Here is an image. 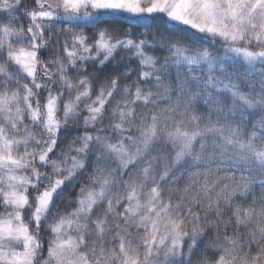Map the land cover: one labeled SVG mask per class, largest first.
Here are the masks:
<instances>
[{"label":"clouds","instance_id":"1","mask_svg":"<svg viewBox=\"0 0 264 264\" xmlns=\"http://www.w3.org/2000/svg\"><path fill=\"white\" fill-rule=\"evenodd\" d=\"M254 4L255 0H240L237 5L233 0V7L238 11L236 16H232L227 0H219L222 12L214 27L229 33L228 36L221 32L198 31L171 20L155 25L145 21L139 33L159 45L151 52L159 61L157 67L164 64L172 45H180L191 52L207 51L208 59L190 66L191 71L187 65H166L167 81L175 85L183 84V91L174 87L175 94L162 100L155 96L157 90L153 88L155 102L139 107L129 103L123 119L119 111L122 104H117L115 100L109 103L99 118L93 119L88 114L85 104L91 103L94 97L76 99L81 92L79 76L84 73L69 72V61L59 50L53 57H41V74L44 73L43 63L46 60L51 59L54 63L47 73L53 79L45 81L46 94L42 95L41 89L33 86L31 77L8 59L10 50L27 46L22 30L17 27L0 35V70H3L0 73V96L11 100L0 105V129L8 138L22 142L14 147V153L21 156L27 166L18 170V174L31 176V169L40 162L33 159L32 163H28L29 157L44 148L43 141L57 138L60 147H56L52 160L71 168L70 157L76 155L83 165L79 169L80 174L69 181L73 187L77 183L80 185L74 199L64 192L48 212L41 213L42 222L34 224L31 217L24 221L30 226L33 245L39 244L35 264H56L49 258L47 248L56 239L51 226L61 218L73 220L71 227L65 226L60 234L62 239L71 237L75 245L74 249L65 250V264L70 261L81 264L83 253L87 254L88 264H124L118 247V233L125 237L127 247L139 253L141 264H144L143 241L151 234V220H142L141 217L156 215L148 211V205L153 202V187L159 190V197L154 201L157 209L171 201L169 211L174 218L184 219V228L190 237L193 225H199L196 239L200 245L195 248V254L178 256L175 264H213L220 255L225 257V264H264V166L254 155L256 151L264 152V127H261L264 124V56L250 61L243 51H236L264 52V6L253 11ZM208 24L213 26L211 21ZM3 26L0 22V27ZM121 53L119 59L116 57L113 60L114 66L138 67L137 63L134 66L131 64V61H136L132 53ZM61 61L63 72L58 67ZM97 65L95 69H90V73L99 74L97 70L102 65ZM104 78L105 75H100L101 81ZM209 78L213 80V85H234L251 101V106L215 86L205 87ZM129 83L128 80L122 82L118 99ZM69 84L71 87H68ZM25 85L33 86V101L44 99L49 91L55 96L59 89L57 112L60 127L78 132L72 136L57 137L54 130L50 135L45 128L42 105L40 119H33L24 100ZM217 100L222 110H217ZM62 103L69 105L67 111ZM153 115L157 116L154 134L149 131L154 123ZM117 123L122 127L117 129ZM177 128L202 130L192 153H186L181 160L176 157L182 150V143L179 138L169 135ZM85 133L91 134L93 140H84ZM80 142L87 144L88 150L72 151ZM194 155L200 158L195 159ZM46 167L40 168L41 174ZM145 169H148L147 174ZM101 176L107 180V188L103 199L97 196L96 215L85 211L75 216L77 200L82 196L81 188L95 191L100 187L98 181ZM132 189L135 190V197L128 199ZM108 199L114 201L111 209L105 205ZM117 200L118 204L115 203ZM65 201L68 204L62 207ZM121 205L131 207L134 212L139 205V211L126 213ZM8 211L0 201V216H6ZM197 213L199 220L195 219ZM97 221L102 222V232L95 227ZM160 230L164 231L163 223ZM81 236L85 239L81 240ZM4 244L9 246L8 241ZM12 246L23 248L22 242H13ZM157 251L153 250V260ZM204 257L207 259H202Z\"/></svg>","mask_w":264,"mask_h":264},{"label":"snow or ice","instance_id":"2","mask_svg":"<svg viewBox=\"0 0 264 264\" xmlns=\"http://www.w3.org/2000/svg\"><path fill=\"white\" fill-rule=\"evenodd\" d=\"M229 12L232 16L237 15L238 8L233 7V0H227ZM238 5L240 0H235ZM264 6V0H255L253 11ZM222 10L219 8V0H0V35L10 32L14 28L22 30L21 35L27 38V46H21L8 52L9 61L15 63L33 80V86L45 90V81H51L53 77L47 73L53 68L54 63L51 59L43 63L44 73H40L41 57L47 52L49 57H53L57 50L69 61V72L84 73L79 76L81 92L77 94L79 101L82 96L87 98L94 97L91 103L85 104L86 111L93 119H97L108 108L109 103L115 102L122 104L119 111L121 119L124 116L125 107L129 103L136 107L155 102V96L162 100L167 99L170 94H175L173 88L183 91V84L175 85L166 79V65H187L191 71L192 65H197L208 59L207 51L191 52L180 46L172 45L169 47V56L164 58V64L157 67L159 61L151 54L152 50L159 47L156 41L145 37L139 33V28L145 21L155 25L157 23L166 24L168 20L190 26L198 31L221 32L215 28L218 15ZM27 18L26 25L19 24L22 18ZM201 21V22H198ZM212 22L213 26L208 24ZM147 27V25H145ZM222 35H230L221 32ZM234 35V34H233ZM10 39V37H9ZM162 50V49H161ZM121 51L130 52L136 57L135 63L138 67L133 69L128 65L116 64L110 74L105 75L103 81L100 79L101 73L113 62L117 54ZM243 51L250 61L257 56H264V52L254 53L248 49L236 50ZM123 59V57H121ZM102 65L97 70L99 74L90 73L95 69V65ZM61 72L64 70L63 61L58 65ZM211 67V62H209ZM3 70H0L2 73ZM135 76V80L131 75ZM39 77V78H38ZM60 79H64L61 75ZM124 80L130 83L123 88V96L119 99L121 85ZM99 82V86H97ZM33 86L25 85L24 100L29 108L34 120L40 119V106L45 110L44 124L48 133L51 135L55 130L57 137L64 131L60 127L58 119L57 102L60 99V91L57 95L48 92L44 99L33 101ZM215 86L221 91L229 92L233 97H238L242 102L251 106V101L240 93L234 85L216 83L209 78L205 87ZM55 88V84L52 85ZM71 87V84L68 85ZM155 88L154 96L152 89ZM210 95V94H209ZM10 98L0 96V105L10 103ZM217 110H222L219 101H215ZM65 111L69 109L67 103L61 105ZM131 112V109H129ZM154 123L150 128V133L156 130L155 121L157 116L152 117ZM198 119V117H193ZM117 129L122 124H115ZM264 127V124H261ZM232 131V130H230ZM170 137L179 138L182 143V150L177 153V160L183 159L186 153H192L193 145L197 137L202 135V130L177 128ZM233 135L235 133L233 132ZM147 136V134H146ZM97 140L99 137L96 138ZM84 140L92 141L93 137L85 133ZM147 142V140H146ZM22 143L20 140H13L4 135V130L0 129V201L3 202L7 212L6 216H0V264H35L37 243L33 245L34 237L31 235L30 226L24 221L31 217L34 224L41 221V213L48 212L52 205L63 195L69 181L79 175V169L83 166L76 155L70 157L71 168H65L60 161L52 160L55 149L60 140H45L44 148L33 153L29 157L28 163L33 159L39 160V165L31 169V176H21L18 170L25 168V160L14 153V147ZM27 144L28 141H23ZM112 150L114 146L109 145ZM203 147V145H201ZM241 147H244L241 144ZM252 148L251 142L248 144ZM88 145L80 142L74 152H86ZM27 155V153H26ZM256 159L264 166V152L256 151ZM199 159V155H194ZM46 167L44 174L40 168ZM72 169H76L75 172ZM146 174L148 169H145ZM46 181V183H45ZM100 187L95 191L81 188L82 196L77 200L75 216L82 212L96 215L97 196L101 199L105 196L107 180L101 176L98 181ZM23 186V187H20ZM226 187V186H225ZM152 203L148 205L149 212H155V217L143 216L142 220H151L149 226L150 236L143 241L144 264H175V258L180 256H191L195 254V248L199 247L200 241L196 239L199 234V225L194 224L192 235L185 231L184 219H176L169 211L171 201L157 209L155 200L159 197V190L152 188ZM135 197V190L128 193V199ZM114 201L108 199L105 202L106 208L111 209ZM119 203V201H115ZM32 205V207H29ZM179 206V205H177ZM124 212L133 214L138 213L139 205L133 209L126 205H121ZM15 209V211H11ZM119 213V209H117ZM239 211V210H237ZM189 214L191 209H188ZM195 219L199 220V214H195ZM72 219H59L51 226V231L56 234V239L50 242L47 248L50 259L55 260L56 264H65V250L74 249L73 239H62L60 234L65 226L71 227ZM163 223L164 231L161 232L160 224ZM86 227V225H85ZM97 231H103L102 222L95 223ZM119 239V252L123 257L124 264H141L139 253L127 247L125 237L117 234ZM81 240L85 238L80 237ZM8 241L9 246L5 247L4 242ZM13 242H22V250L13 247ZM158 250L156 259L153 260V250ZM81 264H88L87 254L83 253ZM202 259H207L206 257ZM68 264H76L70 261ZM213 264H225L223 255L217 256Z\"/></svg>","mask_w":264,"mask_h":264},{"label":"trees","instance_id":"3","mask_svg":"<svg viewBox=\"0 0 264 264\" xmlns=\"http://www.w3.org/2000/svg\"><path fill=\"white\" fill-rule=\"evenodd\" d=\"M17 23H18V25L19 24L26 25L28 23V20L25 17V18L20 19ZM44 55H47V52H45ZM121 55H122L121 52L118 53L117 54V59H119ZM131 64L134 66L135 65V61L134 60L131 61ZM89 67L91 69L93 66L90 65ZM95 67H98V65H95ZM113 68H114V64L112 62L111 64H109L107 66V68L105 69V71L103 73H101V76L103 77L107 73L111 72L113 70ZM131 78H135V76L134 75H131ZM41 94L42 95H45L46 93L43 90H41ZM77 132H78V130H76V129H73V130H64V131L61 132L60 135L62 137L65 136V135L72 136V135L76 134ZM59 147H60V143L57 146V149H59ZM79 186H80L79 183H77L75 187H73L71 184H68L67 187H66V189H65V193H67L70 197H72L74 199L76 197L77 192H78ZM66 204H68L67 201H65V203L62 204L61 206L64 207Z\"/></svg>","mask_w":264,"mask_h":264},{"label":"rangeland","instance_id":"4","mask_svg":"<svg viewBox=\"0 0 264 264\" xmlns=\"http://www.w3.org/2000/svg\"><path fill=\"white\" fill-rule=\"evenodd\" d=\"M55 151H56V149H55Z\"/></svg>","mask_w":264,"mask_h":264}]
</instances>
